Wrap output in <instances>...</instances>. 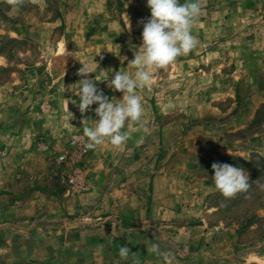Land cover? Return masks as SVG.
<instances>
[{
    "label": "rangeland",
    "instance_id": "rangeland-1",
    "mask_svg": "<svg viewBox=\"0 0 264 264\" xmlns=\"http://www.w3.org/2000/svg\"><path fill=\"white\" fill-rule=\"evenodd\" d=\"M76 1L77 16L65 19L72 27L42 35L46 56L53 59L57 43L70 54L54 58L56 64L74 58L79 67L71 72L88 66L104 95L120 99L122 92L100 79H111L110 70H134L127 63L141 43L140 21L150 16L146 0ZM199 2L192 29L197 46L156 70L152 85L138 93L148 132L130 122L126 145L87 148L78 164L83 188L66 183L69 166L56 158L78 151L74 135L86 145L83 128L97 119L96 104L80 113L76 87L74 98H64L63 87L48 84L62 94L65 110L41 118L52 139L31 145L28 139L13 145V114L0 117L8 129L0 132V264H124L119 246L129 247L141 264H264V106L243 127L235 122L246 96L264 92V0ZM62 8L58 0L42 7L0 0V86L41 54L14 25L51 21ZM11 100L7 95L1 102L6 107ZM230 143L239 144L236 151L221 153ZM242 150L251 152L246 163ZM214 162L244 168L249 190L225 198L212 178ZM151 243L169 258L148 253Z\"/></svg>",
    "mask_w": 264,
    "mask_h": 264
},
{
    "label": "clouds",
    "instance_id": "clouds-1",
    "mask_svg": "<svg viewBox=\"0 0 264 264\" xmlns=\"http://www.w3.org/2000/svg\"><path fill=\"white\" fill-rule=\"evenodd\" d=\"M9 2L19 6L23 0ZM146 6L150 10V16L140 21L141 43L134 52V57L127 63L134 70H110L111 79H100L107 80L108 86L122 92L120 99L110 100L104 95L95 83L98 79L89 76L93 73L91 68L83 65L79 69L83 78L78 81L75 90L78 109L80 113H86L91 105H97L94 109L97 119H93L92 126L83 128L85 146L88 149L103 145L106 141L117 148L126 145L133 134L131 124L139 123L143 132L147 133V121L143 119L144 106L138 93L152 85L156 70L171 64L179 56L186 55L198 44L192 29L201 13L199 0H146ZM119 58L122 63L127 60L126 56ZM211 167L215 187L225 198L247 192L251 187L244 168L219 162H214ZM146 248L148 253L164 260L171 255L163 252L158 243L146 245ZM117 255L124 264H141L140 259L127 246H119Z\"/></svg>",
    "mask_w": 264,
    "mask_h": 264
},
{
    "label": "crops",
    "instance_id": "crops-1",
    "mask_svg": "<svg viewBox=\"0 0 264 264\" xmlns=\"http://www.w3.org/2000/svg\"><path fill=\"white\" fill-rule=\"evenodd\" d=\"M29 1L31 3L38 4L39 7H42L46 3V0ZM58 2L60 6H63L62 14H59L58 17L54 16L51 21H47V19L38 20L37 22H33L34 20L30 22L27 20H21L20 23H16L14 25V27H17L22 32V35L28 37L29 39H33L34 42L38 44L41 54L34 64L26 66V69L20 77L13 78L11 81L0 86V117H2V115L9 114L5 112H11L13 114L11 116L12 122L8 125V128L11 127V129H9V133L12 134V140H14V143H12L13 145L17 143L19 144V142L27 139L30 140L31 145L40 137H43L47 142L51 141V128L49 129L41 118L47 115V112L61 115L65 110V107L63 106L64 99L61 97L62 94H58V92L55 93V91L51 89L52 85L48 86V84H59L65 89V94L63 95L64 98L68 95H70L71 98H74L73 92L78 83V80L76 79L80 75L76 74L79 71L78 69L75 72H71V68L79 67V64L76 63V60L72 57L62 66L60 64H56L57 62L53 60L54 58H60L66 53L70 54L68 50L66 53L57 50V43L52 46L54 51L53 59H48L46 56L48 47L44 44L41 38L42 35L46 33V29L52 30L57 27H62L63 25L67 28V26L72 27L73 25V23L66 22L65 19H74L77 16L78 7H76L75 3L77 4L78 1L58 0ZM14 12L19 14L22 13L17 11ZM82 14H85L84 16L86 17V10L82 12ZM7 95L10 96L12 102H10L9 106L5 107L1 100L7 98ZM262 103H264V92H262V94L246 96L235 119L237 124L236 128H241L246 125L253 118L256 109ZM1 121L2 120L0 118V132L6 133V130L8 129L7 127H4ZM9 133L7 136H10ZM228 145V149L225 148L221 150V153H234V151H236L234 148H237L239 144L230 143ZM237 151H239V149H237ZM250 153L251 152H249V150L247 152L242 150V155L244 157H242V159L246 160V157H248ZM209 227L212 228L213 226L210 225ZM221 229L226 230V228ZM208 230L210 229H207V231ZM206 233L207 232L203 230L200 237H204ZM262 259L264 260V258Z\"/></svg>",
    "mask_w": 264,
    "mask_h": 264
},
{
    "label": "built area",
    "instance_id": "built-area-1",
    "mask_svg": "<svg viewBox=\"0 0 264 264\" xmlns=\"http://www.w3.org/2000/svg\"><path fill=\"white\" fill-rule=\"evenodd\" d=\"M71 144H77L78 151L72 149L62 152L56 159L57 163L69 166L65 176L66 183L72 188L81 189L84 185L83 170L78 164L81 162L82 156L87 153V148L81 140V136L78 135L71 138Z\"/></svg>",
    "mask_w": 264,
    "mask_h": 264
},
{
    "label": "trees",
    "instance_id": "trees-1",
    "mask_svg": "<svg viewBox=\"0 0 264 264\" xmlns=\"http://www.w3.org/2000/svg\"><path fill=\"white\" fill-rule=\"evenodd\" d=\"M261 105H263L264 106V104H261ZM235 158H237V157H235ZM262 161H264V158H261V157H259ZM239 159V158H238ZM244 163H246V161L245 160H242ZM228 164H232V163H229L228 162ZM250 164V163H249ZM247 170H248V172H249V175H250V179L252 180L253 179V176H252V169L251 168H247Z\"/></svg>",
    "mask_w": 264,
    "mask_h": 264
}]
</instances>
